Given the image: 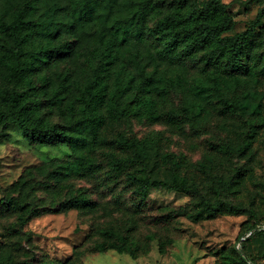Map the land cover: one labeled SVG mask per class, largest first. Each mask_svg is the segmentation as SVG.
Segmentation results:
<instances>
[{
  "label": "rangeland",
  "instance_id": "obj_1",
  "mask_svg": "<svg viewBox=\"0 0 264 264\" xmlns=\"http://www.w3.org/2000/svg\"><path fill=\"white\" fill-rule=\"evenodd\" d=\"M20 1L0 0V14L10 16ZM158 1L161 9L149 19L151 26L183 2ZM183 3L186 13H205L219 4L217 18L228 16L234 21V29L224 37L253 34L249 74L231 76L205 68L200 63L208 50L199 53L198 64L186 60L185 64L164 65L159 76L173 82V87L165 94L152 89L147 96L154 101L157 114L184 110L185 117L172 123L152 119L132 107L126 119L107 120L100 136L109 142L119 135L142 141L147 158L135 166V173L163 182L177 172L206 200L222 202L237 212L194 221L197 197L168 190L151 191L148 207L140 210L123 179L110 183L106 177L103 155L113 152L131 158L130 153L113 144L84 150L97 164L102 162L100 168L84 177L68 176L60 167L70 158V147L49 136L43 142H32L18 125L1 126L0 200L19 203L27 219L21 223L18 213L0 201V263L232 264L239 259L235 250L252 235L246 254L256 264H264V0ZM68 42L73 43L70 55L59 56L34 74L35 88L27 91L30 99L41 101L37 115L60 128L68 122L47 102L61 84L60 75L69 78L68 93L74 95L102 62L90 42H81L65 31L57 34V45ZM43 77L47 82H42ZM222 77L225 88H213ZM206 85L212 92L199 91ZM137 86L138 80L128 93L130 99L140 93ZM12 88L25 91L0 70V95ZM220 94L246 110L237 115L225 113ZM75 199L87 204L75 206ZM175 210L179 214L167 225L149 220ZM19 226L18 232H11ZM119 247L128 250L121 253ZM131 249L135 256L129 254Z\"/></svg>",
  "mask_w": 264,
  "mask_h": 264
},
{
  "label": "trees",
  "instance_id": "obj_2",
  "mask_svg": "<svg viewBox=\"0 0 264 264\" xmlns=\"http://www.w3.org/2000/svg\"><path fill=\"white\" fill-rule=\"evenodd\" d=\"M183 2L174 6L172 12L153 26L149 24V19L160 12L158 0H21L16 3L10 16L0 14V70L16 87L20 85L25 91L12 88L2 92L0 127L18 125L32 142H43L49 136L70 147V158L60 167L61 172L68 176L84 177L100 168L102 162L97 164L84 150L113 144L117 150L130 153L131 158L119 157L113 152L105 153L106 177L110 183L123 179L140 210L148 207L151 191L168 190L197 197L194 221L212 219L225 211L237 212L222 202L206 200L177 172H173L169 181L163 182L135 173V166L147 158L142 141L119 135L109 142L100 136L107 120L126 119L131 115L132 107H135V112L144 111L152 119L163 118L172 123L185 117L184 110V113L170 111L157 114L154 101L147 96L152 89L157 94H165L173 87V82H166L159 76L164 65L185 64L186 60L198 64L199 53L208 50L199 62L205 68L211 67L231 76L249 74L248 51L253 43V34L246 32L224 37L234 29V21L228 16L217 18L221 10L219 4L205 13H186L183 12ZM62 31L73 34L81 42H90L94 46V54L102 59L101 68H97L85 84L78 86L74 95L68 93L72 85L67 84L69 78L60 75L61 84L47 102L67 120L64 128L51 125L38 116L41 101L30 99L27 92L35 88L34 74L59 56H69L72 52L73 43H55L57 34ZM149 42L154 45L149 46ZM110 78H113L112 84ZM41 80L45 83L48 78ZM136 80L140 93L138 91L130 99L128 93L133 90ZM226 84V78L222 77L220 84L213 88L224 89ZM213 88L206 85L199 91L210 93ZM219 97L227 114L237 115L246 110L224 94ZM0 201L6 203L4 208L18 213L21 223L26 221V210L19 203L6 199ZM73 204L87 203L75 199ZM178 214L179 210H175L149 220L167 225ZM19 228L22 227L13 228L11 232H18ZM251 236L244 238L241 247L235 250L239 259L232 264H256L245 251ZM117 250L124 253L128 249L119 247ZM129 254L135 256L134 250H129Z\"/></svg>",
  "mask_w": 264,
  "mask_h": 264
}]
</instances>
